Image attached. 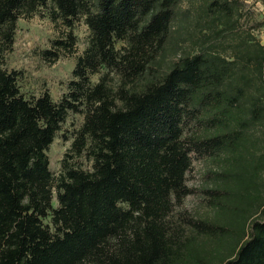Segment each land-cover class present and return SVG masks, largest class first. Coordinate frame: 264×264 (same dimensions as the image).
Masks as SVG:
<instances>
[{"label": "trees", "instance_id": "16d2710c", "mask_svg": "<svg viewBox=\"0 0 264 264\" xmlns=\"http://www.w3.org/2000/svg\"><path fill=\"white\" fill-rule=\"evenodd\" d=\"M39 13L63 28L51 61L75 22L88 32L55 101L4 67ZM178 16L199 39L162 68ZM244 17L240 0H0V264H264V48L236 33ZM73 115L54 174L46 150ZM194 162L204 212H174Z\"/></svg>", "mask_w": 264, "mask_h": 264}, {"label": "rangeland", "instance_id": "374dc122", "mask_svg": "<svg viewBox=\"0 0 264 264\" xmlns=\"http://www.w3.org/2000/svg\"><path fill=\"white\" fill-rule=\"evenodd\" d=\"M240 2L241 10L245 17L244 20H241V26L236 33H238V36L244 33L251 34L254 40L264 48V40L256 33L261 26L259 5L256 0H240ZM179 7V10L183 12L187 5L181 3ZM192 23V19L186 21L180 18L174 22L172 25L174 30L172 37L177 40V49L164 50L162 68L166 67L182 51L193 52L194 47L189 50L188 46L191 42L196 43V38L198 41L199 34L193 31ZM62 32L63 28L60 24L50 21L42 13L33 15L31 18H21L16 22L14 41L10 51L4 56V67L7 70L21 72V80L18 85L20 92L24 96H37L42 92H46L55 101L64 92L65 84L70 79L74 58L83 49L88 32L81 20L75 22L71 30L75 38L74 50L69 54L63 53L56 60L51 61V58L43 55L42 52L55 51L52 42L60 39ZM234 41H237V38ZM221 44L222 49L218 48L215 51L229 58V49L225 45L228 44V40H222ZM98 76H91V83H95ZM109 77L110 81L108 83L110 85L114 84L115 78ZM80 120L81 117L78 115L68 116L65 123L61 126L60 132L56 134L52 143L48 146L46 156L50 172L57 173L59 162L69 147L70 141H64L60 135L63 134L67 137L68 132L79 125ZM80 161L85 165L83 159H80ZM206 168L207 166L200 162L192 164V169L187 174L186 184L195 192L185 197L179 205L175 206L174 212H182L186 215L204 212L201 196L196 193V190L205 185L203 173ZM261 178L264 180V174L261 175ZM227 254H229L228 250H226L224 256Z\"/></svg>", "mask_w": 264, "mask_h": 264}, {"label": "built area", "instance_id": "2783aa9c", "mask_svg": "<svg viewBox=\"0 0 264 264\" xmlns=\"http://www.w3.org/2000/svg\"><path fill=\"white\" fill-rule=\"evenodd\" d=\"M256 2L259 5V11L261 13V26L256 33L264 40V0H256Z\"/></svg>", "mask_w": 264, "mask_h": 264}]
</instances>
